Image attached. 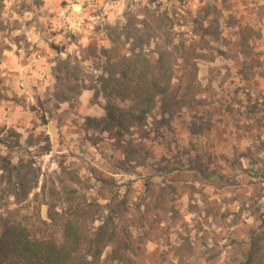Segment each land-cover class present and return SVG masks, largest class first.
<instances>
[{"label":"rangeland","instance_id":"1","mask_svg":"<svg viewBox=\"0 0 264 264\" xmlns=\"http://www.w3.org/2000/svg\"><path fill=\"white\" fill-rule=\"evenodd\" d=\"M138 10L137 19L146 17L152 28L157 23L145 14L166 11L176 37L186 30L188 14L205 19L209 45L218 53L198 64V86L207 92L196 95V108L165 116L166 128L159 125L163 134L152 131L153 120L161 118L153 109L142 127L145 138L127 134L120 140L133 139L137 147L125 158L115 130L101 118L111 96L97 77L116 70L99 54H114L110 39L125 36L118 35L120 28ZM69 15L81 17L83 34L70 32ZM138 30L144 35L143 27ZM239 41L260 54L257 61L246 56L248 79L234 68L244 59ZM34 58L45 78L27 77L21 85L16 76ZM247 109L264 111V0L0 2V169L1 160L16 167L15 179L0 188L11 193L12 182L24 179L17 201L25 200L15 204L10 197L9 210L18 208L16 218L32 225L47 211L60 214L68 205L88 211L84 218L93 227L102 217H119L117 234L129 238L123 259H113L108 247L93 264H264V240L247 262L250 238L259 232L264 213V162L256 176L243 171L248 158L256 161L252 153L258 144L245 128L241 114ZM204 122L211 131L200 133L197 125ZM199 149V156L212 152L208 165L225 176L223 181L188 169ZM184 153L194 162L179 173L165 172L175 159L187 157ZM109 207L115 209L112 215Z\"/></svg>","mask_w":264,"mask_h":264},{"label":"trees","instance_id":"2","mask_svg":"<svg viewBox=\"0 0 264 264\" xmlns=\"http://www.w3.org/2000/svg\"><path fill=\"white\" fill-rule=\"evenodd\" d=\"M138 15L140 10L137 13L133 11L127 17L126 23L120 28L122 33H118V35L125 34L122 39H119V36L110 39L114 54L110 55L106 51H104L105 55L103 52L99 54L100 58L102 56L106 58L105 63L116 70L115 73L113 70L108 73V77L104 75L97 77L102 83L105 96H111L101 118L106 125H112L115 130L114 138L118 140L119 146H122L125 158L136 154L137 147L132 143L133 139L125 142L120 140H123L127 134L145 138L143 135L146 130L142 127L145 125L147 114L153 109H157L161 115L160 119L153 120L152 123L153 133H158L161 132L160 127L166 128L168 117L172 119L176 112L180 114L181 110L196 108V95L207 92L198 86V64L203 61L208 62L214 52L218 53L216 47L209 45L210 32L204 27V23L207 22L203 18L198 19L188 14V19L185 21L186 30L181 31L176 37L173 32L175 23L166 11L158 15L152 11L145 14L147 17L150 16L152 22L157 23L154 28L147 23L146 17L143 20L137 19ZM140 27L145 29L144 35L138 34ZM133 33L137 35L131 37ZM239 42L238 54H242L244 59L237 61L234 68L248 79V75L244 73L248 68L246 56L252 55L253 60L257 61L260 54L255 53L248 42ZM91 47L92 45H87V48ZM81 48L84 49L86 46L83 45ZM83 61L84 58H81L78 62ZM116 100L118 103H115ZM233 112H229L231 117ZM251 113L252 117H250ZM241 115L246 119V131L252 136L253 141L257 140L258 143L252 153L256 161L253 162L248 158L243 171L256 176L260 170L259 164L264 162V111L256 113L247 109ZM87 121V125H91L89 117ZM98 123H102L101 120ZM197 127L200 133L211 131V125L207 122ZM260 144L263 145L262 149ZM199 150L200 152L196 153L195 165L188 169H195L202 178L215 177L223 181L225 176L208 165L210 161L208 157L212 152L204 151L203 156H199L202 153V150ZM140 151L146 158L149 157L150 153L145 148ZM184 155L187 157L175 159L176 165L168 167L165 172L172 170L179 173L186 168V164L194 162L190 159L191 153ZM259 155H261L260 159ZM201 157H206L204 163L200 160ZM1 162V172L10 174L7 178L2 176L3 173L0 174V186L6 181L15 179L12 172L16 171V167L10 166L8 161L1 160ZM33 176L35 181L31 189L37 187L40 173H35ZM11 185L13 186L11 193L0 188V264H93L108 247L111 248L113 259L117 261L123 259L122 255L129 247L127 241L129 238L117 234L115 221L119 217H102L100 224L93 227L89 226L84 218V213L88 211L79 205H68L60 214L47 211L45 219H41L38 225H32L16 218L18 208L9 210L10 197L14 199L15 204L25 200L17 201L20 196L17 187L24 185V179L12 182ZM262 185L261 190L264 194V183ZM106 210L111 215L115 212L112 207ZM56 216H60V222ZM259 219L261 226L259 232L250 238L251 248L247 253V262L252 261L255 253L253 249L256 247L260 249L264 240V213ZM93 220L91 218L89 223ZM59 231L60 235H57Z\"/></svg>","mask_w":264,"mask_h":264},{"label":"built area","instance_id":"3","mask_svg":"<svg viewBox=\"0 0 264 264\" xmlns=\"http://www.w3.org/2000/svg\"><path fill=\"white\" fill-rule=\"evenodd\" d=\"M62 15L64 13H61ZM67 18V17H66ZM70 21V26H68V29L70 30V32H72L73 34H83V27H82V19L80 16H74V17H69L67 18ZM27 75H29V77L36 79V80H44V74L43 73H39L36 72L35 70V65L31 64L29 69L27 70ZM21 85H23V83H25V80L23 78H21Z\"/></svg>","mask_w":264,"mask_h":264},{"label":"crops","instance_id":"4","mask_svg":"<svg viewBox=\"0 0 264 264\" xmlns=\"http://www.w3.org/2000/svg\"><path fill=\"white\" fill-rule=\"evenodd\" d=\"M38 60H39L38 58H34L32 60V62H34V64H35V70H36V72H39L41 74L42 72L38 71V67H37V63L40 61V60L39 61ZM29 67H30V65L27 66V67L25 66V68H23V67L21 68L20 67L21 68V71L19 72V77H18V75L16 76V78H18L19 81L21 80V78L26 79L27 77H29V75H27V70L29 69ZM29 78H31V77H29ZM61 110H64V109L62 108Z\"/></svg>","mask_w":264,"mask_h":264}]
</instances>
